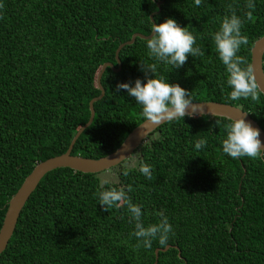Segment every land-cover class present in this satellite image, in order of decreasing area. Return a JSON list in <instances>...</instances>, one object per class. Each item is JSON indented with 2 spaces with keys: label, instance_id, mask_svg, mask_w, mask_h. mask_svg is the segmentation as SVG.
<instances>
[{
  "label": "trees",
  "instance_id": "obj_1",
  "mask_svg": "<svg viewBox=\"0 0 264 264\" xmlns=\"http://www.w3.org/2000/svg\"><path fill=\"white\" fill-rule=\"evenodd\" d=\"M158 1L0 0V228L33 167L65 153L88 122L102 65L117 68L118 46L133 34L150 35ZM253 2V20H247V0H202L199 7L194 0H164L154 23L175 19L205 55L189 56L179 69L158 63L157 76L188 90L193 102L241 108L264 130L262 94L259 102L227 99L231 89L212 38L231 4L249 41L238 55L250 65L251 48L264 36V0ZM147 52V40L137 38L120 51L121 70H105L104 97L94 104L93 122L73 155L105 157L144 121L135 98L116 86L155 78L141 70V62L156 63ZM229 122L209 116L166 122L133 153L138 159L129 175L121 168L117 183L105 184L126 191L132 186L127 195L141 206L146 227L159 222V212L168 218L172 248L159 253L157 264H264V158L223 153ZM200 139L207 145L197 150ZM141 163L151 166L152 180L139 171ZM97 175L68 168L46 174L21 211L0 264H153L155 250L164 247L153 241L151 249L134 248L135 222L129 223L126 204L104 211L95 195L101 190Z\"/></svg>",
  "mask_w": 264,
  "mask_h": 264
},
{
  "label": "clouds",
  "instance_id": "obj_2",
  "mask_svg": "<svg viewBox=\"0 0 264 264\" xmlns=\"http://www.w3.org/2000/svg\"><path fill=\"white\" fill-rule=\"evenodd\" d=\"M195 6L199 7L202 0H194ZM3 5L0 4V8ZM246 12L247 20H253L255 4L253 0H247ZM227 9L231 15H225L220 23L219 30L213 35V41L219 59L226 69L227 85L231 91L227 99L238 101L240 99H251L253 102L260 101V94L264 88L257 82L253 68L248 64L244 56L238 55L242 46L248 45V37L242 34L244 20L236 14V10L230 4ZM2 18V17H0ZM152 35L147 39V55L154 59L156 63L145 64L141 62V70L154 74L155 78L149 77L147 82L136 79L134 86L131 83H119L116 90H126L128 95L135 98L137 104L141 106L142 116L146 123H150L153 129L162 123L173 120L184 119L186 115L193 116L196 112H202L200 105L194 104L191 93L182 88L178 83L172 84L164 76H157V65L163 63L173 69L183 67L189 56L202 57L205 52L200 47H194L196 37L187 27H181L175 19L168 18L163 23H153L151 26ZM245 66V67H242ZM223 88V84L221 85ZM191 108V111L188 109ZM219 121L217 124L219 125ZM226 130V138L222 140V151L232 159L248 157L253 160L264 158V142L260 139V131L241 116L223 125ZM145 141V139H144ZM207 145L206 139L196 141L195 148L202 149ZM130 169L124 168L123 175L128 176ZM139 171L148 179L152 180V169L150 165L141 163ZM107 179L100 180V189L95 195L104 211L120 209L126 204L129 212V223L135 222L134 231L130 234L137 238L136 250L141 247L151 249L153 241H158L162 247L168 246L170 236L175 232L168 218L163 212L157 213L161 217L158 223L149 224L147 227L142 221V208L133 204L128 192L134 191L132 186L117 189L111 187L105 189Z\"/></svg>",
  "mask_w": 264,
  "mask_h": 264
},
{
  "label": "water",
  "instance_id": "obj_3",
  "mask_svg": "<svg viewBox=\"0 0 264 264\" xmlns=\"http://www.w3.org/2000/svg\"><path fill=\"white\" fill-rule=\"evenodd\" d=\"M164 0H159L157 4L158 11L154 14H151L150 20L154 23L153 16L160 13L161 5ZM152 35V32L148 36L142 34H133L131 39L125 43H122L118 46L115 51V61L117 63V68L111 63H105L100 68V71L96 78V86L100 91L99 96L93 98L89 102V111L90 117L88 122L82 126L72 138L69 147L65 153L59 156L51 157L45 161L37 163L30 174L24 179L23 183L15 193V195L9 200L6 213L0 228V254H2L9 240L11 239L14 230L16 228L18 218L21 211L23 210L27 200L31 194L37 188L41 179L48 174L49 172L61 169L68 168L73 172H79L82 174H100L102 172L108 171L115 167H118L124 161L128 160L133 153L146 141L148 136L153 133L158 127L165 124L162 123L158 127L153 129V126L150 123H146L144 120L140 125L135 127L125 138L122 144L112 153L108 154L105 157H102L97 160L83 158L77 155H73L74 145L80 135L86 130L93 122L95 111L94 104L100 101L104 97V89L101 86V78L103 73L107 68H110L113 72H119L121 70V63L119 59V53L125 46L132 45L137 38L147 40ZM263 56H264V36L259 38L254 42L253 47L251 48V66L253 68V74L257 82L264 88V71H263ZM264 96V92H261ZM194 104L200 105L202 112L198 111L193 116H209V117H220L225 118L230 121L233 119H238L243 116L246 121L250 122L254 128L259 129L260 139L264 142V130L254 121L250 115L244 112L241 108L237 106L226 105L217 102H193ZM191 111V108L188 109ZM188 116V115H186ZM185 116V117H186ZM145 139V141H144ZM172 246L168 245L163 249L157 248L155 250V260L153 264L158 263L159 253L168 251ZM176 248V247H174ZM177 249V248H176ZM178 257H180V251L178 250Z\"/></svg>",
  "mask_w": 264,
  "mask_h": 264
},
{
  "label": "rangeland",
  "instance_id": "obj_4",
  "mask_svg": "<svg viewBox=\"0 0 264 264\" xmlns=\"http://www.w3.org/2000/svg\"><path fill=\"white\" fill-rule=\"evenodd\" d=\"M137 159H138V153L133 154L128 160L124 161L121 166L102 172L98 174L97 177L99 180L107 179L109 183H117L120 169L125 167L128 168L134 167L137 164Z\"/></svg>",
  "mask_w": 264,
  "mask_h": 264
}]
</instances>
